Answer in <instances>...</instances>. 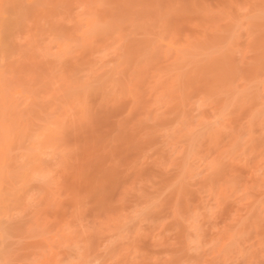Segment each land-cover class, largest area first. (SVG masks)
<instances>
[{
    "label": "rangeland",
    "instance_id": "obj_1",
    "mask_svg": "<svg viewBox=\"0 0 264 264\" xmlns=\"http://www.w3.org/2000/svg\"><path fill=\"white\" fill-rule=\"evenodd\" d=\"M33 6L8 89L40 153L31 264H262L264 0Z\"/></svg>",
    "mask_w": 264,
    "mask_h": 264
},
{
    "label": "bare ground",
    "instance_id": "obj_2",
    "mask_svg": "<svg viewBox=\"0 0 264 264\" xmlns=\"http://www.w3.org/2000/svg\"><path fill=\"white\" fill-rule=\"evenodd\" d=\"M35 1L37 0H0V264H31L36 247L33 231L34 222L32 220L33 218L30 216L32 214L30 213L31 210H27L28 213L24 212L27 206L30 207V204L32 208L35 206H32V201H34V199L32 200V194L30 195L31 197L29 196L31 188L27 187L26 182H29L27 179L31 176L29 177L28 175L32 172L33 176V173H35L33 171H35L36 168L28 172V175L27 171H24V169L30 166L29 164L34 160L32 159L34 156L37 157L38 154H40L38 152L39 150L37 151L38 154L36 153L37 155L33 154L31 152L32 149L27 145L28 138L32 137L31 135L33 134V132L31 133L32 128L35 127L33 123H36L32 122L28 114L24 113L25 111L18 110V104L20 105V103H17L13 97L15 92L11 93L12 90H8L9 88L12 89V86L13 88L17 86L13 82V77L10 75V73L12 74V72L16 71L17 66L13 57L17 51H20V49L16 50V47H14L13 36L17 29H19L18 26L19 23H21L19 21L20 18L23 17L21 20H24L25 16L35 15L36 11L33 9ZM29 8L32 10H29ZM42 16L44 17V14ZM37 20H39V18ZM16 58L18 57L16 56ZM8 74L10 76H8ZM43 79L44 78H42V81ZM13 83L15 86L12 85ZM41 132L43 133L44 130ZM45 135H47V133H44V136ZM23 139L27 140L23 141ZM32 147L34 149V146ZM29 149L30 152L28 151ZM44 151L46 152L45 149ZM42 154L41 152V155ZM42 168L44 169V167H41V169ZM42 173L44 174L45 172ZM37 174L38 176L40 175V173ZM44 180L43 178V182ZM18 185L23 187H18ZM22 201L25 203H22ZM31 207L29 209H31ZM22 210L23 215L22 213L21 215L18 214V211L20 213ZM12 211L16 212L15 215Z\"/></svg>",
    "mask_w": 264,
    "mask_h": 264
},
{
    "label": "snow or ice",
    "instance_id": "obj_3",
    "mask_svg": "<svg viewBox=\"0 0 264 264\" xmlns=\"http://www.w3.org/2000/svg\"><path fill=\"white\" fill-rule=\"evenodd\" d=\"M229 264H233V262H229ZM236 264H244V262H243V261H241V262H236ZM262 264H264V262H262Z\"/></svg>",
    "mask_w": 264,
    "mask_h": 264
}]
</instances>
